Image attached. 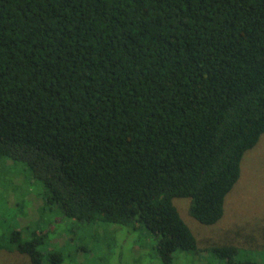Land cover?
I'll return each instance as SVG.
<instances>
[{
    "label": "trees",
    "instance_id": "trees-1",
    "mask_svg": "<svg viewBox=\"0 0 264 264\" xmlns=\"http://www.w3.org/2000/svg\"><path fill=\"white\" fill-rule=\"evenodd\" d=\"M263 132L264 0H0V251L100 264L138 229L152 264H264L172 202L215 224Z\"/></svg>",
    "mask_w": 264,
    "mask_h": 264
},
{
    "label": "rangeland",
    "instance_id": "rangeland-1",
    "mask_svg": "<svg viewBox=\"0 0 264 264\" xmlns=\"http://www.w3.org/2000/svg\"><path fill=\"white\" fill-rule=\"evenodd\" d=\"M8 163L10 162L8 161ZM13 183L19 186L14 193L18 194L17 191L23 187L29 193L27 197L23 198L27 211L24 221L36 222L39 214L38 207L41 202L40 187L35 182L26 181L20 175H14ZM21 183L25 184L22 186ZM6 194L7 190L4 195L6 196ZM10 195L6 205L11 204L15 199V194L10 193ZM172 202L195 235L200 247L211 241L232 240L245 246L258 244L260 245L259 248L264 251V132L256 144L243 154L240 162L239 179L226 194L223 215L215 224L205 225L194 219L188 211L189 198L174 197ZM0 205L6 206L3 203ZM53 216L49 215V219ZM55 231L52 241L64 245L68 239V233L58 229ZM132 231H129L130 234H123L125 242L121 243L119 249H113V255L108 256L101 252V259L98 262L101 261L100 264H152L153 258L147 254L151 253L150 236L144 230ZM115 240V236L109 237L111 244H114ZM134 243H142L143 247L149 248L150 251L139 252L134 249L136 247ZM180 256L182 257V253ZM0 264H28V262L23 256L0 251Z\"/></svg>",
    "mask_w": 264,
    "mask_h": 264
}]
</instances>
